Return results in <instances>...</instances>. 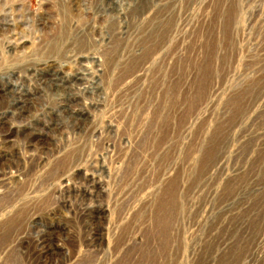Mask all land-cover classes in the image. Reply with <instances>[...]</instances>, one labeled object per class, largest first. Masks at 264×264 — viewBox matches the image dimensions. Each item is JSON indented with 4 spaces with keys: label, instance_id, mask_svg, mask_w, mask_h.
<instances>
[{
    "label": "rangeland",
    "instance_id": "374dc122",
    "mask_svg": "<svg viewBox=\"0 0 264 264\" xmlns=\"http://www.w3.org/2000/svg\"><path fill=\"white\" fill-rule=\"evenodd\" d=\"M0 264H264V0H0Z\"/></svg>",
    "mask_w": 264,
    "mask_h": 264
}]
</instances>
